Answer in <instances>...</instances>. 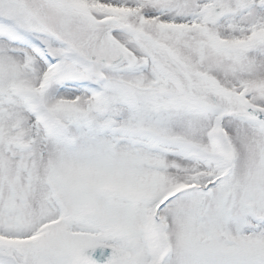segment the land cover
Returning a JSON list of instances; mask_svg holds the SVG:
<instances>
[{"label":"snow or ice","instance_id":"obj_1","mask_svg":"<svg viewBox=\"0 0 264 264\" xmlns=\"http://www.w3.org/2000/svg\"><path fill=\"white\" fill-rule=\"evenodd\" d=\"M0 264H264V0H0Z\"/></svg>","mask_w":264,"mask_h":264}]
</instances>
